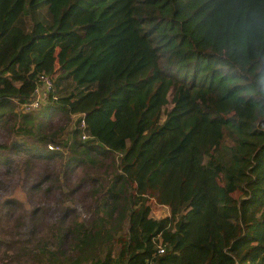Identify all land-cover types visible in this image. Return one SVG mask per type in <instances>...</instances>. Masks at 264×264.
<instances>
[{"label":"trees","instance_id":"16d2710c","mask_svg":"<svg viewBox=\"0 0 264 264\" xmlns=\"http://www.w3.org/2000/svg\"><path fill=\"white\" fill-rule=\"evenodd\" d=\"M0 129V264H264V0H0Z\"/></svg>","mask_w":264,"mask_h":264},{"label":"rangeland","instance_id":"374dc122","mask_svg":"<svg viewBox=\"0 0 264 264\" xmlns=\"http://www.w3.org/2000/svg\"><path fill=\"white\" fill-rule=\"evenodd\" d=\"M74 117H76V116H74ZM48 120L51 121V123L53 125L62 124V122H63V119L61 117L56 116V115L49 117ZM70 127H71V125H70ZM4 139H5V133L0 129V142L2 143L4 141ZM40 170H41V168H39L37 170V173ZM28 185H30V182L26 183L24 180H21V178L18 174H15V175L9 177L8 179H6V184L2 188H0V192L4 196H7L9 194H13L15 197L26 201L27 197H26L25 191L28 188ZM240 193H241L240 191H237L234 195L238 196ZM151 202L153 204L152 205V212L157 217H163L169 213L165 206L154 202V199H152ZM47 205L49 206L48 215L52 218L55 216L56 213H58V205L54 199V196H51L49 198ZM76 207H77L78 213L80 214V217L85 218L88 216L87 212L82 208L79 201L77 202Z\"/></svg>","mask_w":264,"mask_h":264},{"label":"built area","instance_id":"2783aa9c","mask_svg":"<svg viewBox=\"0 0 264 264\" xmlns=\"http://www.w3.org/2000/svg\"><path fill=\"white\" fill-rule=\"evenodd\" d=\"M52 84H53L52 79L48 75H42L41 82L38 83L37 86L35 87L33 98L29 102L23 103V107L25 109H37L38 107H40V105L42 103H45L46 100L48 99L50 95V91L52 89ZM84 125H85V122L81 118V126L83 127ZM82 137L86 138L87 135L83 134ZM49 147L52 148L53 146L49 145ZM55 148H58V146H56ZM157 252L163 253L164 247L158 245ZM98 264H102V263H98ZM118 264H126V263H118ZM144 264H155V263H153L151 260H148Z\"/></svg>","mask_w":264,"mask_h":264}]
</instances>
